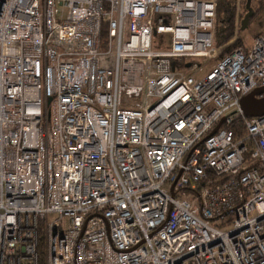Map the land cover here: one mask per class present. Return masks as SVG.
<instances>
[{"label":"built area","instance_id":"obj_1","mask_svg":"<svg viewBox=\"0 0 264 264\" xmlns=\"http://www.w3.org/2000/svg\"><path fill=\"white\" fill-rule=\"evenodd\" d=\"M216 8L0 0V264H264V34Z\"/></svg>","mask_w":264,"mask_h":264},{"label":"trees","instance_id":"obj_2","mask_svg":"<svg viewBox=\"0 0 264 264\" xmlns=\"http://www.w3.org/2000/svg\"><path fill=\"white\" fill-rule=\"evenodd\" d=\"M256 1H259V5L255 3ZM237 6H238V0H217L215 37H216V42H219L218 45H222L228 42V40H230L236 34L237 30L240 29V32H242L241 25L237 24L238 21ZM263 6H264V0H252V7L254 10L253 18L256 17L261 12ZM106 34H107V24H104L102 29V38H104ZM242 44H243L242 38L239 36L236 39V41L226 49L225 52L231 51L235 47ZM243 121H244L243 116L239 115L235 117L231 127L235 130L236 134L242 132L241 128H243ZM37 252L39 253L40 260L42 262L45 255V237L43 233V228L41 229L40 232Z\"/></svg>","mask_w":264,"mask_h":264},{"label":"water","instance_id":"obj_3","mask_svg":"<svg viewBox=\"0 0 264 264\" xmlns=\"http://www.w3.org/2000/svg\"><path fill=\"white\" fill-rule=\"evenodd\" d=\"M247 11L244 15V18L241 21V30H245L249 27L251 18L254 15V10L252 7V0H246L245 5ZM191 62L187 63L186 66L190 67ZM241 108L243 114L246 118L261 116L264 114V87H258L248 93L247 95L241 98ZM224 121V118L221 119L218 126L212 131L216 132L220 124Z\"/></svg>","mask_w":264,"mask_h":264},{"label":"rangeland","instance_id":"obj_4","mask_svg":"<svg viewBox=\"0 0 264 264\" xmlns=\"http://www.w3.org/2000/svg\"><path fill=\"white\" fill-rule=\"evenodd\" d=\"M257 5H259V1H256L255 2ZM246 0H238V22H239V25H241V21L242 19L244 18V15H245V11H247L246 7ZM264 8V6H263ZM262 8V9H263ZM262 12V10H261ZM260 15V13L256 16V17H252L251 18V21H250V24H249V27L246 28L245 30H242V32H240V29L237 31V33L230 39L228 40V45L227 46H224V49H223V52L226 51V49L232 45L236 39L240 36L242 38V41H243V44H246V45H250L253 41V37L262 32L264 34V26L262 27H254L253 24L255 23V20L256 18ZM242 16V17H241ZM235 36H237V38H235ZM219 42H216V45H218ZM210 64H213V61L210 62ZM187 70H190L189 68ZM56 217V214H51L49 216V219L52 220Z\"/></svg>","mask_w":264,"mask_h":264},{"label":"crops","instance_id":"obj_5","mask_svg":"<svg viewBox=\"0 0 264 264\" xmlns=\"http://www.w3.org/2000/svg\"><path fill=\"white\" fill-rule=\"evenodd\" d=\"M254 27H262L264 26V8L260 15L256 18L255 23L253 24Z\"/></svg>","mask_w":264,"mask_h":264}]
</instances>
